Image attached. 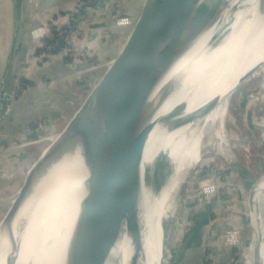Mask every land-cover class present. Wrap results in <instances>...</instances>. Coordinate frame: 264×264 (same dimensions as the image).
Wrapping results in <instances>:
<instances>
[{"label":"water","instance_id":"1","mask_svg":"<svg viewBox=\"0 0 264 264\" xmlns=\"http://www.w3.org/2000/svg\"><path fill=\"white\" fill-rule=\"evenodd\" d=\"M225 1L141 0L137 16L120 20V26L130 27L124 42L104 62L102 71L56 140L44 148L27 171L0 221L8 246L3 264L15 262L28 233H36L48 224L54 226L57 215H44V202L38 194L30 205L28 218L18 220L15 227L13 221L39 180L71 156L75 147L87 170L86 192L79 202L73 238L62 250L65 264H106L125 223L132 246L137 249L139 214L134 201L146 172V169L142 171L144 149L155 124L153 116L175 89V82L166 83L156 96H152L153 92L193 41L218 18ZM10 2L15 7L16 18L9 62L0 88L1 130L13 119L6 115L11 113L18 97L19 72L31 29L25 22V0ZM257 70L239 79L237 91L253 79L250 77ZM216 104L217 100L213 99L197 115L188 116L173 127L207 115ZM67 173L68 168L61 172V181H68ZM181 251L183 248L176 251L174 264L181 262Z\"/></svg>","mask_w":264,"mask_h":264},{"label":"rangeland","instance_id":"2","mask_svg":"<svg viewBox=\"0 0 264 264\" xmlns=\"http://www.w3.org/2000/svg\"><path fill=\"white\" fill-rule=\"evenodd\" d=\"M234 1L231 0V4ZM140 5L141 0H79L66 10L53 11L51 22L47 24L57 22V26L70 27L73 33H68V44L77 56L73 69L68 66L71 69L69 74L56 70L54 77L45 82L44 92L51 93L50 87L57 84L61 85L62 91L59 90L63 93L66 75L76 77L73 81H80V87L70 86L73 88L68 101L59 104L47 98L39 103L33 110L38 115L36 127L32 129L34 132L7 140L4 143L6 148L0 145L10 151L21 147L24 155L20 164L13 163L11 167L0 164V221L27 171L64 129L102 71L104 62L124 42L130 27L120 26V20L137 16ZM65 54L53 52L44 63L50 60L58 63ZM256 69V75L250 77L252 80L229 95L230 98L233 94L229 99L230 123L225 126L226 144L222 147L218 140L209 138L207 132L199 139L196 163L183 168L184 171L177 168L175 178L178 185L172 197L174 217L170 220L165 264H173L176 250L181 245L179 240L181 236L188 237L192 223L199 224V228L193 230V243L198 241V246L193 248V259L200 260L193 264H252V239L256 230L260 243L264 242V204L259 203L254 215L249 207L250 189L255 182L264 180V58L251 70ZM26 143L29 145L24 146ZM163 154L160 151L155 154L154 167H157L152 176L155 179L158 170L157 174L160 173L167 182L171 167L163 159ZM190 166L194 169L187 175ZM152 182V186L157 185ZM196 233L198 240L194 239ZM228 249L230 258L225 254Z\"/></svg>","mask_w":264,"mask_h":264},{"label":"bare ground","instance_id":"3","mask_svg":"<svg viewBox=\"0 0 264 264\" xmlns=\"http://www.w3.org/2000/svg\"><path fill=\"white\" fill-rule=\"evenodd\" d=\"M263 50L264 0H235L232 4L231 0H226L218 18L193 41L159 82L152 96H156L166 83L175 82L178 86L171 90L153 116L155 124L145 147L142 171L146 169V172L134 201L139 214V244L134 249L128 224L125 223L106 264H165L170 220L174 217L172 197L178 185L175 178L177 168L182 170L196 163L199 139L207 132L209 138L218 140L222 147L226 144L225 126L230 123L229 95L239 85V79L264 58ZM255 75L254 72L252 76ZM213 99L217 100V104L207 115L173 127L174 123L197 115ZM174 109L164 122L163 119ZM158 151L164 153L163 159L171 167L167 182L160 173L157 174L158 170L154 175L156 178L152 176L157 167H154L157 160L154 157ZM66 168L69 178L63 182L61 172ZM193 169L190 166L187 175ZM86 176V167L79 149L75 147L71 156L53 166L34 186L31 196L15 216L13 227L17 226L18 220L28 218V210L37 194L44 202V215H57V220L53 227L48 224L36 233H28L13 264H65L62 250L73 238L79 202L86 192ZM152 181L157 185L152 186ZM250 199L249 207L254 215L259 203L262 201L264 204V180L254 183ZM36 212L40 214L38 209ZM1 230L0 226V253L5 249L8 252ZM258 236L256 230L252 239V264H264V242L260 243ZM6 253L4 251L0 255V264H3Z\"/></svg>","mask_w":264,"mask_h":264},{"label":"crops","instance_id":"4","mask_svg":"<svg viewBox=\"0 0 264 264\" xmlns=\"http://www.w3.org/2000/svg\"><path fill=\"white\" fill-rule=\"evenodd\" d=\"M79 0H25V22L27 28H32L35 26L40 25L43 22L48 21L53 13V11H63L66 8L73 6ZM15 7L10 2V0H0V88L3 85L5 73L7 70L9 57L11 53L12 47V39H13V32L15 27ZM54 14V13H53ZM93 30V29H92ZM91 46V44H89ZM32 44L28 41L25 45L24 53H23V62L28 64L29 67V79H32L35 82V85L32 86L28 91L24 92L21 96L16 97L14 101V108L12 109L9 115H6V118H13L10 121L9 125L5 128H2L0 131V145L6 148L4 143L7 140H16L18 137L22 135H29L32 134L36 126V118L38 115L36 111H33L37 108V105L47 98L49 100H53L57 103H62L63 101H68V97L70 96V91L73 87H80L79 82L73 81L72 75L64 76L65 79V87L63 88V93L59 91L58 88H61V85L54 84L50 88L52 90L51 93L44 92L45 89V82L49 80V78L54 77L53 73L58 72L59 70L63 71V74H69V71L73 69V66L68 67L70 63L72 65L75 64V57L77 56L75 53L72 55V60H68L70 63L65 64L63 59L58 63H51L52 60L48 61L46 65H39L40 60L38 57L33 55L31 51ZM73 51V50H72ZM74 52V51H73ZM33 58V59H32ZM33 60V61H32ZM74 62V63H73ZM68 63V62H67ZM66 66H65V65ZM68 71H65L67 70ZM77 85V86H76ZM68 86V87H66ZM70 86H73L72 88ZM45 89V90H44ZM1 91V90H0ZM49 91V90H48ZM73 92V91H72ZM48 95V96H47ZM70 99V98H69ZM24 109H26L24 111ZM22 122V123H21ZM2 136V137H1ZM27 139V136H26ZM0 146V164L5 165L6 167H11L14 165L13 163L20 164L23 159L24 155H22V149L19 147L18 149L7 150L3 149ZM29 151V150H28ZM7 154L5 156H1V154ZM21 154V155H20ZM33 159V158H31ZM18 160V161H17ZM190 226V225H189ZM199 228V224L192 223V226L188 230V237L183 238L181 236L179 242L181 241V245L179 249L183 248L181 251L180 258H182L180 263L177 264H193L195 261L198 263L200 260L196 258L194 261L193 255H195V251L193 250L194 247L198 246V241L193 243V230H197ZM199 237L194 234V239ZM198 240V238H197ZM200 242V240H199ZM177 249L176 251H178ZM221 249H219L220 253ZM228 258H230V249L226 250ZM195 257V256H194ZM174 264V263H173Z\"/></svg>","mask_w":264,"mask_h":264},{"label":"built area","instance_id":"5","mask_svg":"<svg viewBox=\"0 0 264 264\" xmlns=\"http://www.w3.org/2000/svg\"><path fill=\"white\" fill-rule=\"evenodd\" d=\"M50 20L41 23L38 26L32 27L28 32V41L32 44L31 51L33 55H36V50L40 49L42 52L39 55H36L40 62H42L43 65H46L48 62L44 63L45 60L51 58L52 51L55 49L54 45H51L50 42L53 41L54 35L59 37L60 39H63L65 45L70 46L68 44V33H73V31L70 32V27H60L57 26V22L52 23L51 25L47 24ZM51 22V21H50ZM65 26V25H64ZM72 30V29H71ZM66 48H63L61 51L62 53H66ZM60 51V52H61ZM33 59V58H32ZM33 61V60H32ZM21 72H19V79H18V92L23 94L26 92V90H29L31 87H19V82L21 80H27L29 79V67L28 64L25 62L22 63L20 67ZM29 145L26 143L24 146ZM23 146V145H22Z\"/></svg>","mask_w":264,"mask_h":264},{"label":"trees","instance_id":"6","mask_svg":"<svg viewBox=\"0 0 264 264\" xmlns=\"http://www.w3.org/2000/svg\"><path fill=\"white\" fill-rule=\"evenodd\" d=\"M50 44L51 45H54V47H55V49H53L52 52H60L63 48H66L67 49L66 50V54L64 53L65 55H64L63 61H64V63L66 65L69 64L70 62L68 60H70V59L72 60V55L74 54L73 51L71 50L72 47L65 45L63 39H60L56 35H54V39H53V41L50 42ZM41 52H42V50L38 49V50H36L35 53H36V55H39ZM60 53H62V51ZM70 65L73 66L72 63H70L68 66H70ZM65 71H68V69L65 70ZM34 85H35V82H33L32 79L21 80L19 82V87H32ZM60 90L62 91L61 88H60Z\"/></svg>","mask_w":264,"mask_h":264}]
</instances>
